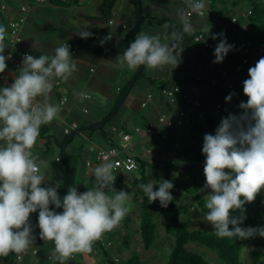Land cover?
Segmentation results:
<instances>
[{"label":"clouds","instance_id":"1","mask_svg":"<svg viewBox=\"0 0 264 264\" xmlns=\"http://www.w3.org/2000/svg\"><path fill=\"white\" fill-rule=\"evenodd\" d=\"M186 7L202 15L206 0H186ZM190 30L185 19L181 30L173 29L164 37L168 42H162L159 35L141 32L117 56V64L129 70L139 66L157 70L168 65L175 69L182 63L183 38ZM75 34L81 39L92 36L87 29ZM223 37V33L211 37L220 39L214 63H222L234 48ZM5 38L6 28L0 25V74L9 59L4 55ZM77 70L70 46L62 44L51 56L25 54L19 74L10 85L0 88V256L21 253L34 243L33 213L38 212L39 239L54 244L50 259L66 264L74 254L92 253L94 244L117 228L129 211V194L114 187L113 164L92 167V188L81 193L77 186H70L61 197L60 182H46L44 170L49 163L33 152L41 127L61 111V105L49 101L54 81H67ZM243 94L247 101L239 104L241 113L222 118L215 134L205 133L202 154L204 189L210 190L204 197V219L217 237L247 240L264 238V226L241 227L247 218L245 205L264 191V57L248 69ZM87 95L75 93L81 101ZM233 95L225 101L230 102ZM138 187L151 203L159 201L161 207L166 208L174 199V184L169 180L150 179ZM165 251L171 253L170 248Z\"/></svg>","mask_w":264,"mask_h":264},{"label":"crops","instance_id":"2","mask_svg":"<svg viewBox=\"0 0 264 264\" xmlns=\"http://www.w3.org/2000/svg\"><path fill=\"white\" fill-rule=\"evenodd\" d=\"M243 1L206 0L204 9L206 15L187 19L185 0H141L143 16L140 33L159 35L162 42H168L164 37L170 36L173 29L181 30L185 19L191 24V30L184 35L182 63L177 68L173 69L171 65H168L162 69L148 70L143 66L145 77L140 80L136 79L137 81L118 110L117 121L112 123L114 125H105L106 131L111 132L114 136L116 141L114 146L117 145L121 133H132L135 127H144L149 122H155L158 116H169L181 108V98L177 97L174 105H171L161 94L162 89L179 88L190 97H198L202 103L200 109L204 113V117L205 115L208 117L210 125L213 129L215 128L214 130L217 129L222 118H226L229 114L241 113L239 104L241 101H247V97L243 94L242 83L248 78V69L259 60V54L264 48V43L260 44L261 35L258 29L249 22L248 11L251 10V2L255 0H249L250 6L247 8L242 5ZM256 2L264 3V0H256ZM19 3V0H0V14L3 18L0 25L6 28L5 56L8 52H14L16 58L17 53L21 51H28L36 57L39 55L51 56L54 54V50L64 43L70 46V50H77V53L72 57L77 59L78 70L73 72L67 81L62 79L54 81L53 89L49 94V101L61 105V111L50 124L41 127L33 152L49 163V167L44 170L46 182L53 184L57 181L60 182L59 196L66 195L70 186H77L78 191L82 193L92 188L95 183L91 169L86 167V162L93 160L98 150L110 148L111 141L109 137L105 138L99 130L91 133L82 130L70 139L64 151L62 147L58 146V143L62 142L65 135H70L74 131L72 130L68 134L64 133V129L69 125L75 124L77 129L102 121L100 117L104 111L113 104L122 88L125 85L127 87L137 71L138 67L133 70L126 67L120 68L116 61L117 56L127 49L124 37L134 25L137 15L128 0H118L110 18L100 15V0L69 1L62 6L52 5L47 0H43L42 3L29 6L21 33L23 40L17 46L11 40L6 21L18 15ZM1 5L5 7L1 9ZM217 14H220L219 18H216ZM232 19H235V22H232ZM82 29H87L92 33V36L88 39H81L75 33ZM198 33L203 34L209 40H212V35L223 33V38L227 40L228 44L234 45V48L240 41L252 42L253 47L249 61L243 67V71L240 73L233 71L234 63L230 58L234 55L230 54H235L234 48L222 63H214V52L207 51L193 43V35ZM217 40L220 42V39ZM101 41L104 42L101 43ZM6 63L7 68L2 74L8 77L10 85L19 74L20 68L14 67V60L7 59ZM220 71H226L227 78L220 80L219 86H211L209 79L216 77ZM146 77L155 80L156 83L150 84ZM229 84L233 86L232 90L228 89L227 85ZM4 86L0 82V88ZM192 88H196L195 93ZM221 89H226L228 92L233 91L235 99L225 102L223 100L225 92H222ZM76 92H86L89 98L81 101L75 96ZM63 97L66 98V101L61 104ZM218 103H221L223 108L216 112L215 105ZM233 104H237V108H232ZM186 116V120L190 123L191 114H186ZM212 128L207 125L206 131L213 134ZM46 137H49L50 141L45 139ZM152 139L155 143L151 142ZM131 145L132 150L128 152L129 154L141 157L155 167V161L163 159L162 156L165 153L173 151L180 155L184 154V149L189 146V142L184 130L176 132L165 128L157 135L147 136L140 133L138 140ZM155 147L163 149L164 154L158 153L157 158ZM138 150L139 153H137ZM153 155L154 158H152ZM62 156L65 157V162L61 160ZM57 157L60 158V162L56 161ZM114 175H116L114 186L126 189L130 186L129 180L135 176L124 173H115ZM127 191L129 192V189ZM56 211L62 212V209H56ZM30 220L36 239L29 248H36L38 253L36 256L27 254L23 259V264H58L52 259H47L54 248L53 242L44 241V243L38 244L36 241L39 237L38 212L31 214ZM123 227V223L119 225L116 232L117 237L121 235ZM108 235L110 232L105 233L103 239L111 241ZM100 247L102 246L100 245ZM16 254L13 253V262ZM104 259L105 257L96 242L92 253L74 254V258H70L66 264H75L77 261H81L82 264H102Z\"/></svg>","mask_w":264,"mask_h":264},{"label":"trees","instance_id":"3","mask_svg":"<svg viewBox=\"0 0 264 264\" xmlns=\"http://www.w3.org/2000/svg\"><path fill=\"white\" fill-rule=\"evenodd\" d=\"M20 4H24L26 6H32L36 3V0H19ZM52 5H65L64 3H69V1L77 2L78 0H47ZM129 4L133 7L135 14L137 15V8H136V1L135 0H128ZM218 1V0H216ZM118 2V0H100L99 4V13L104 18H110L112 10L115 6V4ZM252 7L249 14V22L250 24L257 28L261 37H260V44L264 43V3H257L255 1H252ZM143 16V15H142ZM2 16L0 14V22L2 21ZM7 22V21H6ZM142 26V19L138 26V28L129 36L128 41L129 43L133 42L136 38V36L140 33ZM255 46V45H254ZM126 49V48H125ZM234 56H230V60H232L233 63H237L240 61V57L237 54H230ZM144 71L140 72L138 75L137 80L144 79ZM146 79L149 81L150 84H155L156 81L152 80L150 78ZM136 80V81H137ZM210 83V82H209ZM126 88V85L122 88L119 95H117L116 99L114 100L113 104L110 105V107L104 111L103 115L100 117V120H105L110 113L112 112L113 107L123 94L124 90ZM222 92H225L224 94V101L225 98L231 94L234 93L226 91V89H221ZM181 94H184L181 89L180 93L177 94V97L181 98ZM235 94V93H234ZM234 96V95H233ZM235 97H232L231 101L234 100ZM182 100V99H181ZM168 102V101H167ZM226 102V101H225ZM186 112V114H191L192 118L190 123H186L184 126H177L174 125L173 127L167 128V130L172 131H185L187 133V140L189 142V146L184 149L185 155L191 159L194 162L203 164L205 162V156L202 154V146H203V137L206 132L207 125L212 128V125H210V122L208 120V117L199 118L198 117V109H196L192 105H185L182 100V106ZM119 112L115 114V116L107 123L104 124L98 128H91L85 130L87 133H91L95 130H99L102 132L103 136L105 138L109 137V140L111 141V146H114L116 141L114 139L113 134L105 129V125L112 124L117 121ZM187 118V116H186ZM114 125V124H112ZM111 126V125H110ZM215 129V128H214ZM212 128L213 134H215V131ZM72 131H70L71 133ZM210 133V132H208ZM212 134V133H211ZM69 135V134H68ZM68 135L64 136V139L62 142L58 143V146L61 148L65 139ZM45 139H48L50 141L49 137H46ZM135 159L137 161L138 167V175L133 176L129 180V184L131 186V189L129 192H132L134 198L139 195V198L136 199V201L140 208V215H139V224L137 231L140 235V240L142 247L145 250H150L152 248V245L154 244L155 238H156V224L153 221L152 214L154 212H158L160 214L164 215V229L165 234L172 237V247L171 253L167 255V261L166 264H211L210 261L206 260L205 255L199 253L198 251H195L193 249H190L188 245L190 243H193L195 245H198L205 249L204 253H214L217 258V264H240L239 258H240V252L243 247H245L251 239H241L239 237H224L220 238L217 237L214 232H209L207 230H199V229H189L185 223L183 222L182 216L187 211L186 207L183 204L177 203L175 199L166 207H161L159 201L150 202L148 198L143 194L142 190L138 187L141 183H148L145 170L147 168H151L153 170V173L156 175V168L152 166L147 160L136 157ZM60 162V161H59ZM168 167H171L170 165ZM167 167V168H168ZM121 180V179H120ZM119 180V182H121ZM174 188L179 189L182 191L183 194H186L190 197L192 204H190L193 207H196L198 210H200L204 215L207 212V209L205 208V189H204V183L197 181L194 179V181L189 184L187 182L178 183L173 182ZM203 190V191H202ZM237 215V214H235ZM128 214L124 217L123 226L126 230H129L130 232H137L134 230H130L129 227V221L127 220ZM259 219H246L244 223L241 225V227H259V225L264 226V222ZM231 228V226H230ZM254 244V243H253ZM98 247L102 251L105 259L102 264H143L140 260V256L136 253H132L129 257L121 258L119 261H115L113 255H109V252L107 251L109 248L113 246V243L110 247H100L99 242H97ZM117 253L120 255L121 252L115 249ZM11 254V253H10ZM8 254L7 256H0V264H14L12 261V257ZM15 257V256H14ZM251 264H264V252L255 250L253 253H251Z\"/></svg>","mask_w":264,"mask_h":264},{"label":"rangeland","instance_id":"4","mask_svg":"<svg viewBox=\"0 0 264 264\" xmlns=\"http://www.w3.org/2000/svg\"><path fill=\"white\" fill-rule=\"evenodd\" d=\"M247 1L248 2L244 0L242 3V5L246 8L250 6L249 0ZM173 114L174 112L171 115ZM206 132L208 133V131ZM137 140L138 135L132 133V140L130 144H133ZM151 142L155 143L154 139H152ZM155 150V156L157 158L158 153H161L162 155L164 154V150L161 148L155 147ZM139 152L140 151L138 150L137 153ZM162 157L163 159L160 158L154 163L157 171V176H154L151 168H147L145 170L148 182L150 179L160 180L161 178H163L165 180L171 181L172 183L187 182L191 184L194 179L203 182L204 184L206 183L203 172L204 163L200 164L194 162L189 159L185 154L180 155V153L173 151L170 153H165V155H163ZM152 158H154V155ZM169 165L171 167H168ZM131 174L137 176L138 171H133ZM114 187L118 191L124 190L129 194V201L127 202V207L129 209L127 213V220L129 221V227L131 228L130 230L137 231L139 224L140 208L138 205L139 201L137 202L136 199L139 198V195L134 198L132 192L127 191V189H131L130 186H128L127 189L121 186ZM204 191L205 196L210 194L209 189H205ZM171 192L173 198L177 201V203L183 204L187 209V211L183 214L182 219L189 229H199L213 232L211 225L208 224V222L204 219V214L196 207L192 208V206L190 205L192 204V201L188 195L183 194L181 190L176 188H173ZM245 208V215L247 217L246 219L249 220L255 218L256 220L261 219L264 222V191H261L252 203L246 204ZM236 214L238 215V213ZM152 218L154 223L156 224V238L150 250L147 251L142 247L138 231L133 233L123 227V231H121L120 233L121 235L117 237L116 232L119 228L118 226L110 232V235H108V237L111 239V242L113 243V246L107 250L109 252V255L113 254L114 260L117 259V261H120L121 258H126L129 257L132 253H136L140 256V260L143 264H166L168 253L165 251V249L172 247L173 240L171 236L165 234L164 215L158 212H154L152 214ZM123 221L124 219L121 221V224L123 223ZM259 227H261V225H259ZM251 241L253 242H249L245 247L242 248L240 252V264H251V253H253L255 250L264 252V238H260L257 236L256 238H252ZM188 247L205 255L206 260L210 261L211 264H217V258L214 253H204V248L193 243H190ZM115 249L120 251L121 254L119 255L117 251H115ZM10 256L12 257L13 253H11Z\"/></svg>","mask_w":264,"mask_h":264},{"label":"built area","instance_id":"5","mask_svg":"<svg viewBox=\"0 0 264 264\" xmlns=\"http://www.w3.org/2000/svg\"><path fill=\"white\" fill-rule=\"evenodd\" d=\"M43 0H36L35 4L42 3ZM186 3V0H185ZM34 4V5H35ZM5 6L1 5V9H3ZM29 10V6H26L24 4L19 3V11L18 15L13 18L9 19L6 22L7 30L10 34L11 40L14 43V45H20L22 43V29L23 25L26 21V14ZM248 14H250V11H248ZM206 15L205 10H203V14H197L192 13L190 10L186 9L185 16L187 19H192L194 17H204ZM220 14L216 15V18H219ZM232 22H235V19L231 20ZM193 43L200 45L201 48L214 52L215 47L219 43V41L216 40H209L207 39L203 34H195L192 38ZM67 44V43H64ZM253 43L250 41H240L237 46L234 48V53L237 54L241 59L239 62L234 63L233 65V71L235 73H240L243 71V67L247 65L249 61V55L252 51ZM70 53L72 56H74L77 53L76 49L70 50ZM25 54H30L28 51H21L17 53V57H14V52H8L7 57H9L10 60H14V67L20 68L22 65V58ZM261 57H264V48L262 52L259 54V59ZM228 74L226 71H220L216 77L210 78L209 82L211 86H219L220 80L227 78ZM0 82L1 85H9V79L6 75L1 74L0 75ZM243 85V83H242ZM228 89L232 90L233 86L231 84L227 85ZM192 91L195 93L196 88H192ZM180 93L179 88H173V89H162L161 94L166 98L169 104L174 105L175 99L177 94ZM150 97V96H149ZM87 98L89 96L87 95ZM181 99L183 100V103L185 105H192L196 109H198V117L203 118L204 113L200 109L202 106V103L198 99V97H190L188 94L184 93L181 94ZM66 101V98L63 97L61 99V104H64ZM144 105V104H143ZM237 104H233L232 108H237ZM223 105L221 103H218L215 105V111L218 112V110L222 109ZM86 111V110H85ZM188 121L186 120V112L183 107L178 108L173 115L165 116L160 115L156 119L155 122H149L144 127H135L132 130V133L139 135L140 133H143L147 136L151 135H157L161 133L162 129L173 127L174 125L177 126H184ZM76 125L72 124L69 125L67 128L64 129V133L68 134L70 131L75 130ZM132 133L131 132H124L121 133L120 138L117 142L116 146H111L108 149L105 150H98L95 154V157L93 160H89L86 162V167L92 169V167L96 165H100L102 163H111L113 164V174L117 173H124V174H131L133 171L137 170L138 164L135 159V156L133 154H129L132 150V145L130 144L132 140ZM149 152V151H147ZM56 161L59 162L60 158L57 157ZM115 182V181H114ZM37 243L42 244L44 241L40 240L39 237L37 238ZM102 247H110L112 245L111 241H106L103 238L98 241ZM38 253V250L36 248H27L25 251L21 253H17L15 255V261L14 264H23V259L27 254H31L33 256H36ZM74 258V255L71 257V259ZM47 259H50V256H47ZM117 261V259H115ZM75 264H82L81 261H77Z\"/></svg>","mask_w":264,"mask_h":264},{"label":"water","instance_id":"6","mask_svg":"<svg viewBox=\"0 0 264 264\" xmlns=\"http://www.w3.org/2000/svg\"><path fill=\"white\" fill-rule=\"evenodd\" d=\"M136 1V8H137V16H136V21L134 23V25L129 29V31L126 33L124 40H125V45L126 47L129 46V41L128 38L129 36L138 28L141 19H142V3L141 0H135ZM143 66H139L137 71L135 72V74L133 75V77L131 78L130 82L128 83L124 93L122 94V96L120 97V99L118 100V102L116 103L115 107L113 108L112 112L110 113V115L102 121H98L96 123H91L88 125H85L83 127H78L76 130H74L65 140L63 146H62V150L64 151L67 143L70 141L71 138H73L76 134L80 133L82 130H87V129H91V128H96L99 126L104 125L105 123H107L109 120H111L115 114L118 112L120 106L122 105V103L124 102V100L126 99L127 95L129 94L131 88L133 87L138 75L140 74L141 70H142ZM61 160L63 162H65V157L62 156Z\"/></svg>","mask_w":264,"mask_h":264}]
</instances>
